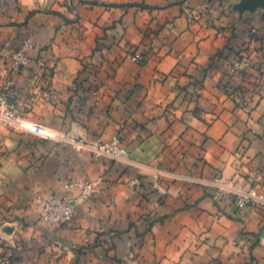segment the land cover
Segmentation results:
<instances>
[{
  "label": "crops",
  "instance_id": "1",
  "mask_svg": "<svg viewBox=\"0 0 264 264\" xmlns=\"http://www.w3.org/2000/svg\"><path fill=\"white\" fill-rule=\"evenodd\" d=\"M26 40L29 63L12 72ZM247 45L237 105L222 82ZM7 81L24 118L120 135L129 157L0 127V264H264V206L214 199L217 178L264 193V0H0V91ZM74 179L97 192L68 224L41 220L35 195H76Z\"/></svg>",
  "mask_w": 264,
  "mask_h": 264
},
{
  "label": "built area",
  "instance_id": "2",
  "mask_svg": "<svg viewBox=\"0 0 264 264\" xmlns=\"http://www.w3.org/2000/svg\"><path fill=\"white\" fill-rule=\"evenodd\" d=\"M32 46L30 40H26L16 50H14L9 58L12 70H20L29 63L28 50ZM133 61L140 60L139 55L132 57ZM11 126L20 129L29 134H35L48 140H57L67 142L77 149L88 150L95 160L102 158L113 161H123L129 157V151L123 144L120 135H115L109 140L87 139L81 136H69L60 134L54 129L47 127L41 122L31 121L28 119L18 118L12 107H9L8 100L4 97L0 98V127ZM143 183V180L136 176L128 181V186L131 189H136ZM149 186L156 192L157 195L163 197L168 193V187L159 179L149 181ZM215 193L214 199L221 201L230 199L235 208L244 210L252 206H264V193L260 188L250 186L243 188L236 184L235 180L224 182L221 178L214 180ZM99 186V180L74 179L65 183L64 188L70 192L76 190V195L66 193L64 195L52 192L48 195H35V202L39 205L41 220L56 224L66 225L75 215L76 205L83 203L95 195ZM5 240V234L0 230V241ZM129 258L134 257V253L128 254ZM35 264H50L48 261L38 262Z\"/></svg>",
  "mask_w": 264,
  "mask_h": 264
},
{
  "label": "rangeland",
  "instance_id": "3",
  "mask_svg": "<svg viewBox=\"0 0 264 264\" xmlns=\"http://www.w3.org/2000/svg\"><path fill=\"white\" fill-rule=\"evenodd\" d=\"M66 6L70 10H76V6H73V4L72 6L69 4H66ZM250 50H251V47L247 45V47H245L244 50L240 51L237 54V57H235L233 62L230 64V70H229V73L227 74V78L226 79L223 78L224 81L222 82L223 91L237 105H240L242 99L247 96L248 87L245 83L249 81L250 76L253 74L251 67L254 65L252 64L253 58H252V52ZM243 51L245 53L241 54ZM139 56H140V60L138 61V63H143L145 61V56H143V54H140ZM13 71L15 70H12V72ZM11 88H12L11 82L7 81L3 89L0 91V98L1 97L6 98L8 100L9 107H12L13 100H14V95L12 93ZM13 110L16 112V115L18 118L26 119L23 116H21L15 108H13ZM60 134H65V133H60ZM65 135L67 136L68 134H65ZM54 141H57V140H54ZM57 142H60V141H57Z\"/></svg>",
  "mask_w": 264,
  "mask_h": 264
},
{
  "label": "trees",
  "instance_id": "4",
  "mask_svg": "<svg viewBox=\"0 0 264 264\" xmlns=\"http://www.w3.org/2000/svg\"><path fill=\"white\" fill-rule=\"evenodd\" d=\"M142 179V177H140Z\"/></svg>",
  "mask_w": 264,
  "mask_h": 264
}]
</instances>
